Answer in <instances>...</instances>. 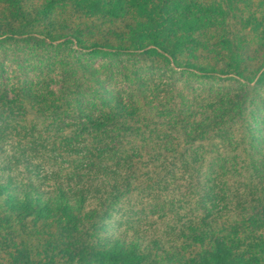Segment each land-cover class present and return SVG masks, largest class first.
<instances>
[{
	"label": "trees",
	"instance_id": "1",
	"mask_svg": "<svg viewBox=\"0 0 264 264\" xmlns=\"http://www.w3.org/2000/svg\"><path fill=\"white\" fill-rule=\"evenodd\" d=\"M67 9L89 34L70 30ZM66 38L108 61L75 58L60 97L47 76L40 94L2 93L0 264H264V144L238 152L235 138L264 125V0H0L1 44ZM139 63L240 87L159 106ZM155 209L162 237L150 234ZM119 213L125 230L112 233Z\"/></svg>",
	"mask_w": 264,
	"mask_h": 264
},
{
	"label": "rangeland",
	"instance_id": "2",
	"mask_svg": "<svg viewBox=\"0 0 264 264\" xmlns=\"http://www.w3.org/2000/svg\"><path fill=\"white\" fill-rule=\"evenodd\" d=\"M69 8V7H65ZM65 15L66 12L68 19H72L73 22H69L71 26L70 30L72 32L85 33L89 34L86 30L87 28V19L82 18L81 15L74 12V10H62ZM61 13V15L63 16ZM78 22H81L80 25ZM67 24V22H64ZM69 38L63 39L60 42H54L50 47H40L37 44H21L19 43H0V101L1 95L4 91L8 93L11 92V98L17 96V93L20 92V86L28 85L31 86L38 94L44 90V77H49L45 83L49 85V90L54 92L55 96L60 97L61 91V83L63 80L65 72L77 73L78 72V63L75 58H80L82 62H85L86 66L91 67H100L104 65L108 60V58H104L102 56H97L89 51H82L81 48L77 45L76 42L67 41ZM75 64V67H73ZM140 65L145 66L144 64L139 63ZM72 65V66H71ZM142 67V68H143ZM141 68V70H142ZM114 76L117 83L116 88L121 91H125L130 89L131 87L125 82L123 76L120 75L117 67H114ZM178 71H181L178 69ZM188 73L190 75L188 76ZM191 73H195L196 75H191ZM142 75L145 77L146 85L150 90H153L151 93L149 90L147 91V97L151 102H155V105H169L173 104L174 97L181 93L184 96L190 97L189 99L192 101V96L196 95L198 98H202L204 95L211 96L207 93V90H213L214 93L216 89H221L222 86L227 87L228 89H233L232 91L237 90L240 87V84H236L234 88L229 86L230 84H225L224 80H232V78H219V77H202L197 72L188 71L187 73L178 74L175 77H172L170 73L167 71H160L157 69L156 65L149 67H144L142 71ZM175 79L172 81L171 79ZM172 81V82H171ZM173 83L175 86H178V92L174 91ZM260 92H264V86L259 89ZM125 102H129L127 97H124ZM40 100H43V96L40 95ZM201 104H205V99ZM260 99L256 101L254 113H257L262 105ZM209 104H213L214 102L209 101ZM51 110L45 111L43 114L39 116H30L27 120L31 123H44L46 120H51L53 115L50 116ZM47 116H43L46 115ZM257 114H252V117ZM263 118L256 119L253 118L250 120V127L244 125L242 130L237 132L235 135L236 139H240V145L242 144L241 149H238V152H256V149L260 148L264 144V142H260V140L264 141V125L260 126L259 123H263ZM160 120V119H158ZM167 121V118H164V122ZM160 122H162L160 120ZM251 129L254 132L249 133L247 129ZM68 132L71 129L67 130ZM213 143V142H212ZM212 143L205 144L202 147V152H215L217 147H213ZM222 150V148L220 149ZM198 151V150H195ZM187 152V151H185ZM146 205H148L146 200ZM138 207H144L143 205H138ZM153 218L149 220L151 225V233L156 236L162 237L164 235L165 225L161 221L162 213L159 210H154ZM125 219L122 218V214L119 213L110 220L108 223V229L112 233H119L125 230L124 223ZM121 225V226H120ZM127 232H130L131 229L128 228ZM163 233V234H162ZM132 234V233H131ZM149 241V240H147Z\"/></svg>",
	"mask_w": 264,
	"mask_h": 264
}]
</instances>
